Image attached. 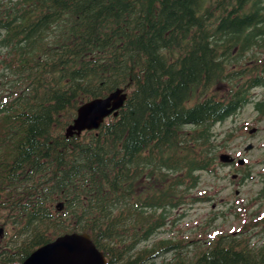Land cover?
<instances>
[{"label": "trees", "instance_id": "obj_1", "mask_svg": "<svg viewBox=\"0 0 264 264\" xmlns=\"http://www.w3.org/2000/svg\"><path fill=\"white\" fill-rule=\"evenodd\" d=\"M235 54L244 65L227 71ZM256 87L264 0H0V264L73 231L106 264H264V242L242 230L190 254L196 239L148 242L207 200L192 190L224 148L212 129ZM116 88L115 116L65 136L81 103ZM254 108L263 116L264 99Z\"/></svg>", "mask_w": 264, "mask_h": 264}, {"label": "rangeland", "instance_id": "obj_2", "mask_svg": "<svg viewBox=\"0 0 264 264\" xmlns=\"http://www.w3.org/2000/svg\"><path fill=\"white\" fill-rule=\"evenodd\" d=\"M233 57L226 65L227 71L244 65L245 57H237V54ZM225 86V83L218 84L217 89L223 90ZM250 92L252 102L212 129L217 139L225 138L224 148L218 150L217 158L220 153H226L235 158L234 162L244 158L245 163L228 166L218 162L213 172H200L192 195L196 199L204 194L207 200H196L171 211L167 224L149 243L155 239H196L184 248L190 254L196 244L205 245L217 233L236 235L241 230L251 244L264 242V115L260 116L254 108L255 101L264 99V87ZM252 128L255 131L249 133ZM249 143L253 147L245 150ZM172 255L165 254L163 259L168 260ZM161 258H157L155 264H160Z\"/></svg>", "mask_w": 264, "mask_h": 264}, {"label": "water", "instance_id": "obj_3", "mask_svg": "<svg viewBox=\"0 0 264 264\" xmlns=\"http://www.w3.org/2000/svg\"><path fill=\"white\" fill-rule=\"evenodd\" d=\"M127 97V91L116 88L106 96L95 97L81 103L76 109V116L65 128L66 137L80 135L85 130H95L110 115H116ZM255 128L249 130L253 133ZM253 147L247 144L245 150ZM218 159L222 163L234 161L229 154L220 153ZM238 165L245 163L244 158L236 160ZM63 202L56 204L60 210ZM1 231V229H0ZM20 264H106V259L97 249L90 236L85 232H69L58 235L52 241L33 250Z\"/></svg>", "mask_w": 264, "mask_h": 264}, {"label": "flooded vegetation", "instance_id": "obj_4", "mask_svg": "<svg viewBox=\"0 0 264 264\" xmlns=\"http://www.w3.org/2000/svg\"><path fill=\"white\" fill-rule=\"evenodd\" d=\"M226 165H228V166H235V162L233 161V162L228 163V164H226Z\"/></svg>", "mask_w": 264, "mask_h": 264}]
</instances>
